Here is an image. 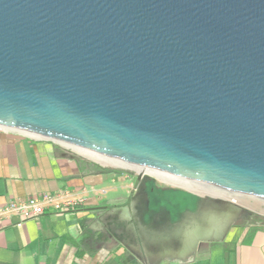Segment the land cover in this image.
Listing matches in <instances>:
<instances>
[{
    "label": "water",
    "instance_id": "95a60500",
    "mask_svg": "<svg viewBox=\"0 0 264 264\" xmlns=\"http://www.w3.org/2000/svg\"><path fill=\"white\" fill-rule=\"evenodd\" d=\"M0 127L264 200V0H0Z\"/></svg>",
    "mask_w": 264,
    "mask_h": 264
},
{
    "label": "crops",
    "instance_id": "0c3cea01",
    "mask_svg": "<svg viewBox=\"0 0 264 264\" xmlns=\"http://www.w3.org/2000/svg\"><path fill=\"white\" fill-rule=\"evenodd\" d=\"M98 167L61 144L0 132V206L63 191L85 199L63 214L0 222V264H264V223L199 242L212 243L211 255L192 261L150 259L143 245L113 240L112 209L125 195L106 196L117 182H127L125 190L130 184L128 178H102Z\"/></svg>",
    "mask_w": 264,
    "mask_h": 264
},
{
    "label": "flooded vegetation",
    "instance_id": "af4514ba",
    "mask_svg": "<svg viewBox=\"0 0 264 264\" xmlns=\"http://www.w3.org/2000/svg\"><path fill=\"white\" fill-rule=\"evenodd\" d=\"M97 171V175L102 178H128L130 184L125 190V197L112 209L114 214L110 226L113 240L122 244H141L150 259L160 258L167 262L192 261L211 255L212 243H199L195 248L193 239L197 235H201L202 239L207 238V231L203 229L214 227L219 232L228 223L225 212L220 213L218 210L222 204L214 201V198L219 197L172 187L168 183L158 182V177L147 173H129L133 170L125 174L116 169L103 168L99 164ZM169 190L185 191L193 198L188 206L172 212L162 201V194ZM262 223L264 220L257 214L242 208L230 230L242 225Z\"/></svg>",
    "mask_w": 264,
    "mask_h": 264
},
{
    "label": "built area",
    "instance_id": "2783aa9c",
    "mask_svg": "<svg viewBox=\"0 0 264 264\" xmlns=\"http://www.w3.org/2000/svg\"><path fill=\"white\" fill-rule=\"evenodd\" d=\"M0 132L21 135L1 127ZM84 201V198L76 197L67 191L40 194L25 200H14L0 206V222H10L13 218H16L19 223H22L25 220L39 217L46 212L63 214L80 208Z\"/></svg>",
    "mask_w": 264,
    "mask_h": 264
},
{
    "label": "rangeland",
    "instance_id": "374dc122",
    "mask_svg": "<svg viewBox=\"0 0 264 264\" xmlns=\"http://www.w3.org/2000/svg\"><path fill=\"white\" fill-rule=\"evenodd\" d=\"M74 151H76V150L74 149ZM76 152H78V151H76ZM78 153H80V152H78ZM84 157L100 164V166L103 168H106L109 170H115L116 169L117 171L123 172L125 174L129 172V170H126L125 168L120 169V168H116V167H112V166H108V165H103V164L97 162L96 160L89 158L85 155H84ZM123 169H125V170H123ZM129 173H137V172L133 170V171H130ZM157 181L159 182L160 180H157ZM126 184H127V182H124V181L117 182L114 186L115 190L112 191L111 193L107 194L106 197H114V196L124 195L126 193V191L124 189ZM170 186L182 188V187L172 185V184H170ZM182 189H186V188H182ZM187 190H189V189H187ZM190 191H192V190H190ZM192 192H194V191H192ZM195 193H197L199 195L204 194V193H199L196 191H195ZM236 195H237V197H235L232 200L228 199V198L220 197V196H217V197L228 199L230 201H234L240 207L257 214V216H259V218L264 220V200L257 199L254 197H250V196H244V195H240V194H236ZM210 196H212V195H210ZM213 197H216V196H213ZM191 198H193V197L190 194L186 193L185 191L169 190V191L164 192L162 194V201L165 202L166 207L169 210H172V212L178 211V210H181L182 208H184L191 201Z\"/></svg>",
    "mask_w": 264,
    "mask_h": 264
},
{
    "label": "bare ground",
    "instance_id": "6f19581e",
    "mask_svg": "<svg viewBox=\"0 0 264 264\" xmlns=\"http://www.w3.org/2000/svg\"><path fill=\"white\" fill-rule=\"evenodd\" d=\"M3 129L8 130L6 128H3ZM20 133L25 134V135H29V136L34 137V138H38L37 136L32 135V134L23 133V132H20ZM63 145L67 146L66 144H63ZM73 149H75L76 151L80 152L81 154H83L89 158L96 160L97 162H99L103 165H108V166H112V167H116V168H125L128 170L131 169V170H134L138 173H147L150 175H154V176L158 177L157 178L158 180H160L164 183H168V184L176 185V186H179L182 188H186V189L192 190L194 192L196 191L199 193H205L207 195H212V196H216V197L220 196V197L228 198L231 200L234 199L235 197H237L236 193H233L230 191L218 189V188L211 187V186L204 185V184H197V183L187 181V180H184L181 178H170L169 176H172V175H169V174H166V173L154 170V169L143 168L140 166H135L132 164L124 163V162H121V161L116 160V159H112V158H109V157H106V156H103L100 154H96V153L89 152V151L79 149V148H75V147ZM172 177H175V176H172Z\"/></svg>",
    "mask_w": 264,
    "mask_h": 264
}]
</instances>
